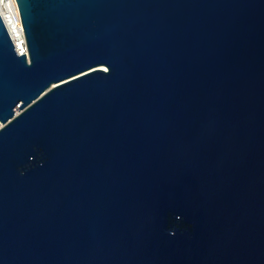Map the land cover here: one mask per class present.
<instances>
[{
  "label": "water",
  "instance_id": "1",
  "mask_svg": "<svg viewBox=\"0 0 264 264\" xmlns=\"http://www.w3.org/2000/svg\"><path fill=\"white\" fill-rule=\"evenodd\" d=\"M16 1L0 264H264V0Z\"/></svg>",
  "mask_w": 264,
  "mask_h": 264
},
{
  "label": "built area",
  "instance_id": "2",
  "mask_svg": "<svg viewBox=\"0 0 264 264\" xmlns=\"http://www.w3.org/2000/svg\"><path fill=\"white\" fill-rule=\"evenodd\" d=\"M0 16L18 53H27L24 28L17 1L0 0Z\"/></svg>",
  "mask_w": 264,
  "mask_h": 264
},
{
  "label": "bare ground",
  "instance_id": "3",
  "mask_svg": "<svg viewBox=\"0 0 264 264\" xmlns=\"http://www.w3.org/2000/svg\"><path fill=\"white\" fill-rule=\"evenodd\" d=\"M0 127H1V124H0Z\"/></svg>",
  "mask_w": 264,
  "mask_h": 264
}]
</instances>
